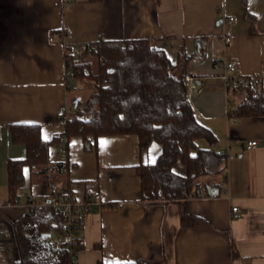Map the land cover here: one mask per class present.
<instances>
[{
    "label": "crops",
    "instance_id": "0c3cea01",
    "mask_svg": "<svg viewBox=\"0 0 264 264\" xmlns=\"http://www.w3.org/2000/svg\"><path fill=\"white\" fill-rule=\"evenodd\" d=\"M229 17L235 20L224 29ZM59 32L74 47L150 39L174 65L185 49L186 73L197 82L190 93L196 117L217 137L213 149L227 157L220 174L198 181L200 196L142 199L136 167L157 159L158 143L141 152L136 135L103 136L91 139L88 151L81 137L64 136L57 112L79 98H70ZM222 60L237 61L243 75L264 72V0H0V264L19 260L13 224L31 197L41 203L54 196L53 183L55 195L74 193L79 201L102 194V206L87 218L78 264H264V117H229L244 95L226 89ZM12 124H39L44 140L62 139L50 147L51 167L60 172L46 184L24 168L10 204L7 161L27 156L26 146L13 142ZM252 140L258 144L247 149ZM198 146L210 148L206 140ZM175 172L185 175L186 168L178 164Z\"/></svg>",
    "mask_w": 264,
    "mask_h": 264
},
{
    "label": "trees",
    "instance_id": "16d2710c",
    "mask_svg": "<svg viewBox=\"0 0 264 264\" xmlns=\"http://www.w3.org/2000/svg\"><path fill=\"white\" fill-rule=\"evenodd\" d=\"M58 34L62 38V33ZM78 49L75 54L74 46L65 45L66 67L72 73L70 80L92 79L95 91L83 108H79V102L64 136L69 140L81 137L88 151L93 149L91 139L103 136L136 135L141 152L147 151L152 143H158L162 151L157 159L136 167L142 199L179 201L192 195L200 196L202 186L198 181L220 174L227 157L213 149L218 143L217 137L196 117L190 92L183 81L190 59L185 49L180 52L176 65L163 51L154 49L150 39L100 40L82 44ZM230 91L244 95L241 103L229 111L230 118L264 117V88L237 86ZM81 116H86V120ZM8 127L13 142L27 148L25 159H10L6 164L7 202L13 204L25 179L24 168L34 176L41 175L46 184L52 171L60 172L61 167H51L50 147L60 143L62 138L44 140L39 124ZM199 140H206L210 148H200ZM178 164L186 168L185 175L175 172ZM52 187L55 195V183ZM206 193L213 195L208 186ZM184 226L193 225L184 223ZM13 228L19 253L15 264H72L70 249H54L46 243V235L52 228L65 234L67 224L62 212L39 206L16 221ZM82 239L77 242L78 252L84 249ZM98 264L106 263L99 261Z\"/></svg>",
    "mask_w": 264,
    "mask_h": 264
},
{
    "label": "built area",
    "instance_id": "2783aa9c",
    "mask_svg": "<svg viewBox=\"0 0 264 264\" xmlns=\"http://www.w3.org/2000/svg\"><path fill=\"white\" fill-rule=\"evenodd\" d=\"M234 17H229L226 19L224 29L227 25L233 23ZM226 31V30H225ZM224 31L223 40L226 45H230L232 42L231 37ZM53 41L54 39H50ZM62 42H65V33H62ZM79 52L78 47H74V53ZM218 67L223 71L221 79L223 80L226 89L230 90L237 86H250L259 87V84L264 79V72L259 75H243L238 70V62L235 60H222L218 63ZM71 71L66 70L67 80L71 78ZM183 81L188 88L190 93H193L197 89V82L194 73L188 72L183 76ZM75 111L74 104L66 103L60 107L57 112L58 122L60 126L66 127L73 112ZM81 119L86 120V116H81ZM258 144L257 140H252L248 142L247 149H251ZM66 153L65 150H63ZM218 155H225L226 151H217ZM103 204L102 194L99 190L93 191L87 198L86 201H79L74 193H67L65 195H54L51 199L44 203H38L35 197H31L29 204L25 208L26 214H29L36 207L39 206H49L55 211H60L63 213L65 222L67 224V230L65 234L61 235L55 228H52L47 234L50 235L46 237V243L48 246L54 249H70L73 258L72 264H78V251L77 242L78 239L83 238V230L87 222L88 216L99 209ZM239 213L238 207L232 208V216L237 217Z\"/></svg>",
    "mask_w": 264,
    "mask_h": 264
},
{
    "label": "rangeland",
    "instance_id": "374dc122",
    "mask_svg": "<svg viewBox=\"0 0 264 264\" xmlns=\"http://www.w3.org/2000/svg\"><path fill=\"white\" fill-rule=\"evenodd\" d=\"M72 85L70 91L71 101L74 99H80L79 108H83L86 104L88 97L95 91L94 81L92 79L77 80L72 78L70 80ZM201 143V142H200Z\"/></svg>",
    "mask_w": 264,
    "mask_h": 264
},
{
    "label": "water",
    "instance_id": "95a60500",
    "mask_svg": "<svg viewBox=\"0 0 264 264\" xmlns=\"http://www.w3.org/2000/svg\"><path fill=\"white\" fill-rule=\"evenodd\" d=\"M80 102V99H77L76 101H74V107L77 108L78 107V104ZM50 235H46V237H49Z\"/></svg>",
    "mask_w": 264,
    "mask_h": 264
}]
</instances>
